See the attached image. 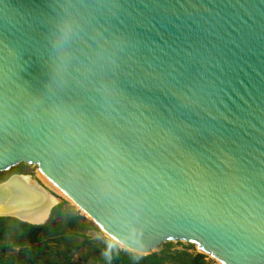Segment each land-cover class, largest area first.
Segmentation results:
<instances>
[{
    "label": "water",
    "instance_id": "water-1",
    "mask_svg": "<svg viewBox=\"0 0 264 264\" xmlns=\"http://www.w3.org/2000/svg\"><path fill=\"white\" fill-rule=\"evenodd\" d=\"M47 3L0 0V174L35 167L121 250L264 264V0H118V101L69 91L71 129L47 114Z\"/></svg>",
    "mask_w": 264,
    "mask_h": 264
},
{
    "label": "clouds",
    "instance_id": "clouds-1",
    "mask_svg": "<svg viewBox=\"0 0 264 264\" xmlns=\"http://www.w3.org/2000/svg\"><path fill=\"white\" fill-rule=\"evenodd\" d=\"M118 10V0H48L42 70L51 120L69 129L82 122V112L62 99L75 88L89 89L102 106L118 101L116 75L127 43L124 34L110 26ZM26 94L30 108L41 103L39 97Z\"/></svg>",
    "mask_w": 264,
    "mask_h": 264
},
{
    "label": "rangeland",
    "instance_id": "rangeland-1",
    "mask_svg": "<svg viewBox=\"0 0 264 264\" xmlns=\"http://www.w3.org/2000/svg\"><path fill=\"white\" fill-rule=\"evenodd\" d=\"M13 175H23L29 176L30 179L33 178L34 181L43 183L38 179L36 168L32 166L21 165L15 169L0 174V184L8 180ZM33 180L31 182L35 183ZM44 186V185H43ZM45 191L49 195L55 196L52 192L44 186ZM57 205L51 210L50 215L45 223L40 227L47 226L49 221L53 219L56 223L55 234L51 235L49 232L42 233L43 236L40 238L39 242H30L27 239H22L20 244L11 240L14 231L10 230L6 235H2L0 238V257L5 259L7 263H29L28 259L36 254L41 253L45 258H49L57 264V261H64L69 259L71 264L81 263V264H102L106 261L111 260L114 257L115 248L120 249L112 241L107 239L105 235L95 226L86 231H82V222L76 220L75 217H83L81 213L68 201L60 199ZM58 208V209H57ZM56 209V210H55ZM56 211V212H55ZM11 219V218H8ZM89 222L88 220H86ZM11 224L6 222L5 225ZM51 232V231H50ZM56 233H63L62 238L57 237ZM28 241V242H27ZM45 242V248L39 249L40 243ZM21 245H26L22 247ZM169 246L167 249L166 246ZM165 245L157 254L167 256L169 253L185 251L190 254H195L198 252L192 245L185 243H169ZM155 254V253H154ZM137 255V254H136ZM207 260L212 261L207 257ZM215 264L214 261H212ZM131 264H138L132 262Z\"/></svg>",
    "mask_w": 264,
    "mask_h": 264
},
{
    "label": "trees",
    "instance_id": "trees-1",
    "mask_svg": "<svg viewBox=\"0 0 264 264\" xmlns=\"http://www.w3.org/2000/svg\"><path fill=\"white\" fill-rule=\"evenodd\" d=\"M58 209V208H57ZM56 210V209H55ZM56 212V211H55ZM76 220H79L82 222V231H86L90 228H93V224L91 222H87L84 217H75ZM6 222H10L11 224L5 225ZM56 223L53 219L49 221V224L44 227H34L30 226L24 223H21L14 219H8V218H0V238L2 235H6L9 233L10 230H13L15 234H13V237L11 236V240L15 241L17 244H20L22 239L29 238L28 241L30 242H39L40 238H42L43 234L49 232V234L53 235L55 234ZM51 231V232H50ZM63 234V233H62ZM61 233H56L57 237L62 238ZM27 241V242H28ZM39 249L45 248V242L38 244ZM22 247L26 245H21ZM166 248L168 249L169 246L167 245ZM42 251V250H41ZM0 257V264H13V263H7L5 262V259ZM23 260L22 263L17 264H27L24 263L27 259H21ZM136 262L138 264H213L212 261L207 260V257L201 254H190L185 251H179L174 253H169V255L165 256L160 255L159 253L151 254L148 256H140L136 255L130 252H127L125 250H120L115 248L114 250V257L106 261L102 264H131L132 262ZM28 264H54L52 260L49 258H45L41 253H36L32 255L28 259ZM57 264H71L69 262V259H65L64 261H57ZM75 264H81V263H75Z\"/></svg>",
    "mask_w": 264,
    "mask_h": 264
},
{
    "label": "bare ground",
    "instance_id": "bare-ground-1",
    "mask_svg": "<svg viewBox=\"0 0 264 264\" xmlns=\"http://www.w3.org/2000/svg\"><path fill=\"white\" fill-rule=\"evenodd\" d=\"M37 177L55 196L47 194L44 186L41 183L39 185L29 176H14L6 183L0 184V216L41 225L46 222L50 211L57 205L59 201L57 197L68 201L57 189L46 183L39 173ZM105 237L112 241L107 235ZM117 246L122 248L120 245Z\"/></svg>",
    "mask_w": 264,
    "mask_h": 264
}]
</instances>
